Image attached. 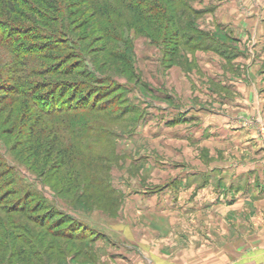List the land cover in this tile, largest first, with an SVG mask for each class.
Instances as JSON below:
<instances>
[{"label":"rangeland","instance_id":"rangeland-1","mask_svg":"<svg viewBox=\"0 0 264 264\" xmlns=\"http://www.w3.org/2000/svg\"><path fill=\"white\" fill-rule=\"evenodd\" d=\"M65 1L62 16L65 5L59 0H0V187L12 185L17 190L16 195L0 197V264H137L142 259L146 264L145 257L149 256L150 264H264V193H235L234 186L216 180L210 195L196 192L191 196L196 206L187 213L179 209L178 214L160 218L157 213L136 216L124 210L126 199L120 188L128 183L131 187L145 183L147 195L170 187L157 182L163 173L154 167L159 161L170 172L171 166L177 167L176 158L197 164L196 160L240 157L235 149L221 148L218 154L210 150L217 146L213 143L206 144L209 149L180 141L171 143L168 137L157 138L147 131L146 126H155L158 120L162 124L166 119H156V92L172 91L182 106L212 104L185 78L187 70L198 69L193 55L203 50L185 45L193 30L184 31L176 45L173 40L168 42L163 30L140 24L138 17L121 5L118 13L109 12L111 20H106L100 6H112L110 0ZM5 2L14 3V10L5 7ZM168 6L173 14L170 9L174 5ZM247 6L253 14L259 6L263 16L264 0H249ZM247 6L241 9L244 15ZM188 16L185 13L180 18L186 21ZM201 17L191 16L192 24H203ZM135 24L148 29V35L136 30ZM59 26L67 34L59 33ZM251 27L256 35L251 41L261 43L258 30L264 27V18L259 17ZM213 37L226 40L219 31ZM165 47L170 52L164 53ZM123 55L129 57L130 64ZM57 66L64 73L67 67L75 69L71 75H62L52 70ZM80 69L96 74L95 82L81 73L76 75ZM60 86L67 93L64 100L59 95ZM125 92L141 107V116L111 120L126 109ZM53 105L60 110L79 108L50 117L38 112ZM68 115L74 122L64 130L69 141L65 142L56 138V123ZM92 118L98 124L93 130L109 132L98 135L88 131L86 126ZM34 121L53 126L45 136H56V142L69 150V159H60L57 149L45 154L43 147L37 148L39 135L30 136L25 128ZM246 123L257 128L264 142V108L249 114ZM92 172L107 173L120 194L116 201L103 196L96 184L86 179ZM69 175L76 178L74 182H68ZM244 182L239 188L245 189ZM194 184L197 191L202 180L196 177ZM81 192L87 196L81 197ZM66 212L83 228H73L69 217H64ZM116 222L131 232L130 240L110 238L103 232L111 234ZM63 231L67 236L70 231L82 233L69 238L61 236Z\"/></svg>","mask_w":264,"mask_h":264},{"label":"crops","instance_id":"crops-1","mask_svg":"<svg viewBox=\"0 0 264 264\" xmlns=\"http://www.w3.org/2000/svg\"><path fill=\"white\" fill-rule=\"evenodd\" d=\"M247 3L249 4V0H196L193 3L204 21L203 24H198V28L211 36L219 31L226 40L215 38V42L212 39L209 41L214 44L218 42V46L222 48L228 46L226 54L218 53L214 48L203 47V50H196L193 61L198 69L187 70L185 73L191 88H200L201 94L212 104L199 106L190 103L182 106L175 93L166 90L164 86L165 91L156 92L155 105L156 119H166L162 120V124L158 120L155 126H146L147 131L153 132L155 137L166 136L171 143L180 141L206 146L208 149L206 144L213 143L217 146L210 148L211 151L217 150L216 153L220 154L221 148L235 149L238 152L236 156L240 157L232 160L220 158L221 160L210 162L196 160L197 164L176 158L177 167L170 165V172H166L168 169L159 161L161 166L154 167L163 173L157 178V182L170 187L148 195L146 185H143L145 183L139 182L136 187H131L128 183L125 188H120L126 199L123 206L127 214L134 213L137 216L151 212L163 218L171 213L178 214L179 209L187 213L196 206L195 201L190 199L191 196L196 192L210 195L216 180L224 186H234L235 193H264V142L259 137L257 128L246 123L249 114L263 111L264 108V27L258 30V35L261 33L263 37L261 43L258 39L252 42L256 35L251 27L252 23L259 21V17L264 18V7L263 16H260V7L257 6L254 10L256 13L253 14ZM244 6L248 7L245 15L244 10H241ZM228 68L231 71L225 70ZM175 118L180 120L175 122ZM196 177L202 180L197 191L194 184ZM244 181L247 182L245 189L239 188ZM171 186L178 188L173 189ZM174 217L175 215L170 217L171 222ZM113 226L114 229L110 231L112 235L109 231L103 232L110 235V238L118 236L124 242L130 240L132 234L126 226H119L117 222ZM159 258L164 262L168 260L164 256ZM149 259L152 258L145 257L146 264H150ZM142 261L143 259L138 260L137 264H142Z\"/></svg>","mask_w":264,"mask_h":264},{"label":"trees","instance_id":"trees-1","mask_svg":"<svg viewBox=\"0 0 264 264\" xmlns=\"http://www.w3.org/2000/svg\"><path fill=\"white\" fill-rule=\"evenodd\" d=\"M58 2V0H56ZM70 1L72 0H68L67 3H70ZM113 2V5H101L100 6V10L106 14V20L107 18L109 19V21L111 20L110 18V13H118L116 12L118 5H121L123 7L124 11H129L130 13L132 12L133 16H137L138 21L141 22H145L147 25H149L151 28L153 29H161L164 31V36L166 37V35H168V42L171 40H173L174 44L179 45V40H180V36L181 34L188 30V29H192L194 33H191L189 35V37L185 40L186 43L185 45H188L191 49H197L200 47H206V48H214L215 51H217L218 53L221 54H226V52H228V46L225 45L224 48L218 46V42H216L215 44L210 42L209 40L212 39L213 42H215V37L211 36L209 33L199 29L198 27H196V25H193L191 22V16H195V15H199L200 12L199 10H197L193 4L192 1L193 0H169L168 2L166 0H110ZM54 2V1H53ZM61 5L62 3L65 5L66 1L65 0H59V2ZM14 3L11 2H5L4 6L7 8H11V10H14ZM168 4H173L174 6L170 9V11L172 10L173 14L170 12H168L169 10V6ZM65 7L64 9L61 10V13L63 14L62 16L65 15ZM187 13V15H189L186 19V21L182 20L180 18V16H182L183 14ZM179 14V16H178ZM119 16V15H118ZM122 18L125 17V13L123 14V16H121ZM129 24H131V20L127 21ZM135 22V21H134ZM136 23V22H135ZM61 28L59 33H63L65 32L67 34V31L63 30V28L61 26H59ZM135 28L136 30L139 28L138 25L135 24ZM150 28V29H151ZM134 29V28H133ZM152 29V30H153ZM138 30H140V32H145L146 35H148V29H143V28H139ZM65 33L63 35H65ZM189 34V33H188ZM163 36V39H164ZM172 39H171V38ZM165 42V39L163 40ZM209 41V42H208ZM130 44V43H129ZM164 53L165 52H170L168 47H165V49H163ZM172 52V50H171ZM123 60L125 61L126 64H130V59L129 57L123 55ZM76 63L78 62V60L75 61ZM75 63V64H76ZM91 64V63H90ZM91 66V65H89ZM60 66L54 67L52 68V70H54V73H61L62 75H71L74 71L75 68H78L79 65L76 64L75 68L71 67V68H65L67 71L64 73V69H59ZM86 70V69H85ZM82 75V77H87L89 78L91 81L95 82L96 79V74H93L92 71H77V74ZM74 86V85H73ZM61 87V86H60ZM126 88V86H125ZM127 89V88H126ZM129 89V88H128ZM77 91V90H75ZM61 94V100H64V98H66V91L64 87H61V91L59 93V95ZM77 94V92H76ZM52 102H54L53 97H52ZM73 101L75 99H72ZM123 102L125 103L124 108H126L125 110H123L122 115H120V113H116L113 115V117L111 118V120H122L123 118H128L131 116H141L142 113V109L139 105L133 103L128 97H127V92H125V95L123 97ZM58 103V101H57ZM56 103V104H57ZM36 108V107H35ZM79 107H67L66 109H62L60 110V108H56V105H53L52 109H40L41 113H45V115H47L48 117L54 115L52 113H56V112H64V111H71V110H76ZM82 108H80L79 110H81ZM93 109V108H91ZM137 114H135V112H137ZM129 114V115H128ZM68 115L65 116L64 118H60V120L56 123V130L59 132V134H57L55 137L59 140H65V142H69L68 141V136L67 134H65L64 130L66 128H69L72 125V122H74V119H71ZM93 116V115H92ZM121 117V118H120ZM120 118V119H119ZM110 119V118H109ZM138 120V119H137ZM97 119L92 118V120L87 124L86 128L87 130H91L94 131L95 133H97L98 135L100 134L99 132L102 131V133L107 132V129H103L100 131H97V129H94L92 127L94 126H98V124L96 123ZM19 123V122H18ZM24 122L21 123V126L23 125ZM38 124V125H37ZM48 122L45 121H40L38 123H36V121H34V124H29L27 126H25V128L27 127V134L30 136H33V134H38L39 138L36 139V145L38 146L37 148H41L43 147V152L45 149V154L46 153H51L52 150H56L58 156L60 157V159L62 158L63 160L70 157V152L69 150L66 148H64L62 146V144L59 145L58 142H56L55 137H46L45 136V131L49 134L50 131L52 132V130L54 129L53 126L50 127V124ZM25 125V124H24ZM23 125V126H24ZM39 126V127H37ZM89 128V129H88ZM96 128V127H95ZM51 129V130H50ZM75 130V129H74ZM22 131H20L21 133ZM109 132V131H108ZM97 135V136H98ZM103 157V156H102ZM97 158H101L97 157ZM75 177H73V175H69L67 176V180L70 183L71 180L74 182L75 181ZM86 179L90 180L91 183H95L97 186V189L101 194H103V196H109V200L113 199L114 201H116L118 199V196L120 195L119 192L112 187L109 179H108V175L107 173L105 174H101V173H96V172H92L91 174L88 175V177H86ZM4 189L5 192L0 194L1 196L6 197V195H16L17 194V190L15 189L14 186L10 185L7 186L5 188H3V186L0 187V190ZM3 191V190H2ZM81 197H84V193L81 192L79 194ZM45 196V195H44ZM87 196V195H85ZM47 198V196H45ZM106 198V197H104ZM25 203V202H24ZM16 208H18V206H16ZM66 211V210H65ZM64 211V212H65ZM63 215V213H61ZM67 216L69 218H67L70 223L72 224L73 228H77L78 230H80V228H83L82 223L80 224V222L76 221V219H74L72 216L69 215V213L67 214V212L64 214V217ZM43 223L40 222V225H42ZM50 228V227H49ZM47 231L51 230L46 228ZM75 230V229H74ZM64 235H61L63 237H69V238H73V237H77L80 233H82L81 231H70V235H65L67 233V231H63ZM57 233V232H56Z\"/></svg>","mask_w":264,"mask_h":264}]
</instances>
